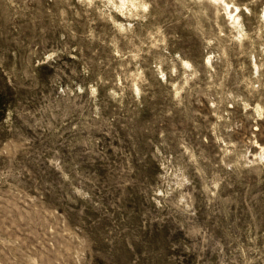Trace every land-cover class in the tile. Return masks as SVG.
I'll return each instance as SVG.
<instances>
[{"label": "rangeland", "instance_id": "rangeland-1", "mask_svg": "<svg viewBox=\"0 0 264 264\" xmlns=\"http://www.w3.org/2000/svg\"><path fill=\"white\" fill-rule=\"evenodd\" d=\"M0 264H264V0H0Z\"/></svg>", "mask_w": 264, "mask_h": 264}]
</instances>
